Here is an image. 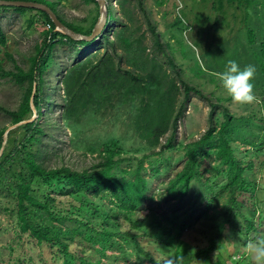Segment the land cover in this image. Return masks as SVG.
<instances>
[{
  "label": "trees",
  "instance_id": "1",
  "mask_svg": "<svg viewBox=\"0 0 264 264\" xmlns=\"http://www.w3.org/2000/svg\"><path fill=\"white\" fill-rule=\"evenodd\" d=\"M7 1L44 4L62 24L82 35L91 34L99 17L95 0H85L95 5V14L85 26L64 18L57 9L58 0ZM127 2L119 1L121 5ZM9 9L22 15L31 11L33 16L28 18L29 26L36 24L38 20L43 26V41L30 57L29 67L24 70L14 64V70L4 73L21 89L16 109L0 107L9 118L10 126L16 125L12 130L0 127V190L6 189L12 199L10 201L14 202L17 231L27 234L41 248L47 247L51 253H56L62 258L69 253L71 234L75 233L72 229L65 231L63 228L68 222L71 228L76 225L77 232L81 234L76 243L78 246H85L86 243L89 245L88 242L94 236L102 237L99 241L92 240L100 244L98 248H91L98 257L93 261L84 259L82 248L76 249L73 254L76 264H102L101 258H106L107 248L122 251L127 241L133 245L138 261L142 259L139 262L149 260L155 263L152 253L160 249L138 241V233H132L138 229V225L131 218L133 213H129L151 200L153 194L148 175L158 178L166 173V165L162 162L163 155L166 151L178 147V144H175L177 125L183 118L190 94L194 93L208 101L207 96L181 78L178 67L166 53L163 40L161 41L155 25L149 18L146 23L153 41L151 51L148 49L145 32L140 31L139 18H133L127 8H122V11L133 27L126 23H117L112 30H108L109 25L106 22V29L96 40L91 41L73 40L56 32L52 20L42 10L0 6V14ZM106 10V19L114 20L116 17L113 13L107 7ZM248 34L252 37H249L251 43L253 36L250 32ZM262 38L264 41V36ZM5 43L4 34L0 32V46ZM99 44L104 45L105 49L83 53L84 48ZM56 49H67V53L73 49L72 60L65 69L60 70L59 83L62 94L59 108L62 125L69 130L71 144L100 158L95 164L81 171L65 166L50 168L44 164L46 150L49 148V154H52L54 140L51 133L52 123L47 122L46 131V122L39 120L42 116L39 104L44 100L43 73L47 67L54 65ZM159 56L165 57V61L159 60ZM260 64L264 74V65L262 62ZM166 65L173 70L175 76ZM218 107L219 105L211 104L210 125L201 137L182 147L185 158L182 167L166 181L165 195L182 200L193 191V187L208 186V180H203L199 171V161L205 156L214 155L225 169V183L216 196L212 195L210 189L200 188L196 191V196L201 198L199 202L205 205L203 215L220 193L226 196L221 221L216 224V233L209 231L212 232L210 236L207 232L205 238H209L210 245L186 255L181 258L182 261H191L198 257L201 258L200 262L210 261L219 233L224 231H230L232 236L239 237V241L245 246L250 239L249 233L256 232L264 225V216L256 209V205L264 200H255L256 203L248 206L249 213H257L256 220H251L241 213L242 205L238 201L240 196L247 197L250 194L257 197L261 191L253 175L252 163L246 162L243 165L230 146L232 116L225 110L224 121L220 125L214 123L212 114ZM33 108L37 117L31 121ZM108 124L110 127L121 126L122 132L112 136L114 132L107 129L108 136L101 144L97 140L87 139L99 125ZM59 129L62 133L61 126ZM167 133L170 134L162 143L161 139ZM135 141L140 143L141 151L147 153L139 158H130L127 156L130 150L124 149V146ZM54 187L56 193L44 192V189ZM56 197H66V202L62 203ZM102 197H110L114 203L110 210L114 213L112 218L116 220L123 214L132 231L116 228L113 233L105 232L91 219L85 218L83 221L78 213L74 214L73 209L78 211L83 206L91 210L92 214L102 213V208L91 200ZM239 217L242 218L244 231L236 226V222H240ZM86 231L94 235L86 239ZM111 236L119 237L120 240H110ZM121 240L123 243L120 244ZM233 261L234 264H250L247 263V258L239 256Z\"/></svg>",
  "mask_w": 264,
  "mask_h": 264
},
{
  "label": "rangeland",
  "instance_id": "2",
  "mask_svg": "<svg viewBox=\"0 0 264 264\" xmlns=\"http://www.w3.org/2000/svg\"><path fill=\"white\" fill-rule=\"evenodd\" d=\"M103 1L116 17L114 20L107 19L108 30H112L117 23H126L133 27L132 22L127 21L122 11V8H127L133 18H139L140 31L145 32V43L150 50L153 39L146 23L149 18L155 25L161 41L163 40L166 53L178 67L181 78L201 90L208 101L194 93L190 94L183 118L177 125L175 144H178V147L166 151L163 155L162 162L166 165V173L158 178L148 175L153 194L151 200L129 213H133L131 218L138 225V229L132 232L138 233V241L146 246L160 249L152 253L156 262L151 263L149 260L139 262L142 259L138 261L133 245L127 241L122 251L107 248L106 258H101L102 264H234L233 259L238 256L247 258V263L254 264L249 246L258 239H264V225L256 232L249 233L250 239L245 246L239 241V237L232 236L230 231L219 233L210 261L200 262V257L191 261L181 260L186 255L195 253L197 249L207 248L210 243L209 238H205V234L208 232V235L212 236V232L209 231L216 233V224L218 225L221 221L226 196L220 193L205 215H203L205 205L199 202L201 198L196 196V191L200 188L210 189L212 195L216 196L225 183V169L214 155L205 156L199 161V171L202 179L208 180V186L202 184V187H193V191L182 200L166 196L165 189L168 177L178 171L185 160L182 147L197 140L207 130L210 125L211 104H216L219 107L212 114L214 123L220 125L224 121V111H228L233 118L230 146L243 165L246 162L253 165V175L261 193L257 197H252L250 194L247 197L241 195L238 201L242 205L241 213L244 216L251 220L257 219V213H249L248 206L253 202L264 200V74L260 64L262 62L264 65V58H262L264 55L262 38L264 36V0L242 2L236 0L232 2L227 0H126L128 2L122 5L119 3L121 0ZM58 2L57 9L64 18L84 26L95 14L93 10L95 5L85 0H58ZM32 14L31 11H27L22 15L12 9L0 14V32L4 34L6 40L5 45L0 46V107L8 110L17 108L21 89L4 73L14 70V64L26 70L30 65V57L43 41V26L39 24L40 21L35 20L36 24L29 26L28 18L33 16ZM248 32L253 36L251 43ZM103 49L105 46L99 44L84 48L83 53ZM71 51L73 52V49ZM71 51L67 53V49H56L54 65L51 68L47 67L43 73L44 100L39 104L42 112L39 120L46 122L44 123L46 131L47 122L52 123L51 133L54 140L52 154H49V148H47L44 164L50 168L65 166L71 170L81 171L95 164L100 158L71 144L69 130L62 125L60 118L59 104L62 94L59 83L60 70L65 69L72 60ZM158 58L165 61V57ZM228 59L236 60L241 67L246 64L255 66L252 90L256 100L253 102L241 104L232 101L220 85L217 73L224 69L225 61ZM166 67L175 76L173 70L167 65ZM179 98H182V94ZM36 117L37 112L33 108V116L30 120ZM2 126L8 130L15 128L10 126L9 118L0 109V127ZM59 126L62 128V133ZM107 129L114 132L112 136L122 132L119 125L114 127H110V124L99 125L93 131V135L87 139L97 140L101 144L102 140L108 136ZM169 134L162 137V143ZM124 149L130 150L127 155L130 158L134 156L139 158L147 153V151H141L138 141L131 145L127 144ZM44 192L54 194L56 188H46ZM56 198L62 203L66 202V197ZM10 200L12 199L7 190L1 189L0 264H76L73 254L76 249L81 248L84 259L93 261L98 257L91 248H98L100 244L92 240L99 241L102 237L94 236L88 242L89 245L86 243L85 246H78L76 243L80 240L81 234L77 232L76 225L71 228L68 222L63 226L65 231L72 229L75 232L71 234L72 243L68 254L60 258L58 254L51 253L47 247L41 248L27 234L17 231L15 205ZM91 200L102 208V213L92 214L91 210L83 206L78 211L73 209L74 214L78 213L83 221L85 218L91 219L105 232L113 233L116 228L132 231L129 221L122 213L116 220L112 218L114 213L110 210L114 207V203L110 197ZM256 209L261 216H264V202L256 205ZM239 220L236 226L244 231L242 218L239 217ZM93 235L94 233L85 232L86 239ZM110 240L120 239L111 236Z\"/></svg>",
  "mask_w": 264,
  "mask_h": 264
},
{
  "label": "clouds",
  "instance_id": "3",
  "mask_svg": "<svg viewBox=\"0 0 264 264\" xmlns=\"http://www.w3.org/2000/svg\"><path fill=\"white\" fill-rule=\"evenodd\" d=\"M255 70L252 64L241 67L234 59L225 61L224 69L217 75L220 85L232 101L243 104L256 100L252 90ZM249 248L254 264H264V239H258Z\"/></svg>",
  "mask_w": 264,
  "mask_h": 264
},
{
  "label": "water",
  "instance_id": "4",
  "mask_svg": "<svg viewBox=\"0 0 264 264\" xmlns=\"http://www.w3.org/2000/svg\"><path fill=\"white\" fill-rule=\"evenodd\" d=\"M95 1L97 2L98 8H99V17L90 35H82L66 27L56 18L55 14L46 5L41 4V3L0 0V6L26 7V8H35V9L42 10L46 12L48 16L50 17V19L52 20L54 27H55L54 30L56 32H59L73 40L91 41V40H96L100 36V34L105 30V27H106L105 25L107 22L106 2H104L103 0H95ZM15 126L16 125H13V127ZM4 136H6V133Z\"/></svg>",
  "mask_w": 264,
  "mask_h": 264
}]
</instances>
